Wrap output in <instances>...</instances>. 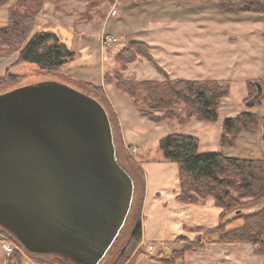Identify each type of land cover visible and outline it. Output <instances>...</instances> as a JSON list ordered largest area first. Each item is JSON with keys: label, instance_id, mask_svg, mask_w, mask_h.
Listing matches in <instances>:
<instances>
[{"label": "water", "instance_id": "1", "mask_svg": "<svg viewBox=\"0 0 264 264\" xmlns=\"http://www.w3.org/2000/svg\"><path fill=\"white\" fill-rule=\"evenodd\" d=\"M134 193L96 99L58 81L0 93V228L27 252L100 264Z\"/></svg>", "mask_w": 264, "mask_h": 264}, {"label": "crops", "instance_id": "2", "mask_svg": "<svg viewBox=\"0 0 264 264\" xmlns=\"http://www.w3.org/2000/svg\"><path fill=\"white\" fill-rule=\"evenodd\" d=\"M185 2H131L128 6L129 12L124 15L119 13L120 16L123 15L122 18L110 21L111 15L107 16L104 27L100 31H93L87 27L86 23L72 25L71 21H67L68 18L61 21L57 11L52 7V3L45 2L35 19L31 34L42 30L53 31L65 46L75 53L74 58L62 67L61 72L73 84L79 82L100 87L116 117L121 144L130 148L136 147V162L143 172L145 181L141 207L142 234L138 248L125 264H166L164 261L170 257V254L179 251L186 243H198L202 247L186 252L181 259H176L173 264H264V231L260 243L223 242L219 240L216 233H207L208 229L218 225L222 209L216 206L211 196L200 198L198 202H182L178 199L180 191L178 166L174 162L164 160L156 148L160 138L173 132L152 135L150 132L154 126H157L154 124L160 122H152L141 116L138 108L126 93L120 91L113 81L104 80L106 73L111 74L115 68L119 67L115 59L118 51H105L100 43L102 33H107L106 28L113 37H116L117 32L121 31L124 34V41H140L147 44L151 50L150 42L143 35L150 33L149 28L154 24L174 26L181 22H194L197 27L201 28L210 22H222L223 24L254 23L264 26V18L261 15L221 13L218 11L217 4L215 7L213 4H206L205 1H197L193 5H189L190 2ZM117 4L116 0L112 5L113 10L117 8ZM140 6L149 7L148 10L152 12H136L135 10ZM164 8L171 12L169 14L156 13L157 10ZM154 27L160 28V26ZM231 35L232 33L228 32L227 41H236L237 38H233ZM170 54L178 55L180 53L170 52ZM193 54L194 58L196 56L198 59L199 55L194 52ZM139 63L137 60L127 64L123 70L124 78H132L137 81L163 79L159 73L158 77L153 75V79H148L147 76L143 77V74L137 77L136 72L139 73L141 69L140 66H137ZM11 65L9 64L7 68ZM158 65L170 79L217 80L229 85L225 77L206 75L204 69H208L207 67H203V70L196 76H188L175 74L174 70H178V66L172 68V71L164 70V65ZM262 76L264 78V74ZM248 79L260 81L263 102L258 107L245 108L244 104L239 103L248 95L246 88ZM260 79L262 78L258 74L242 79L240 94H238L239 101L229 97L230 94L224 97L218 107L216 122L210 123L191 117L186 122L180 123L183 124V128L180 126L175 133L196 137L199 141V153H221L227 157L262 159L264 161V139L259 134L243 131L238 134L234 146H220L222 122L225 118L233 117L243 111L255 113L264 118V80ZM223 107L226 108V112L221 115L219 110H222ZM182 112V108H179L178 113ZM156 113L160 114L159 111ZM142 131L145 132L142 133ZM259 209H263L264 212V200L258 208L253 207L246 214ZM242 224L241 217L226 213V230L239 228ZM258 247L260 251L257 250Z\"/></svg>", "mask_w": 264, "mask_h": 264}, {"label": "trees", "instance_id": "3", "mask_svg": "<svg viewBox=\"0 0 264 264\" xmlns=\"http://www.w3.org/2000/svg\"><path fill=\"white\" fill-rule=\"evenodd\" d=\"M9 0H0V8ZM47 0H17L15 6L8 8V24L0 28V43L17 44L13 52H17L16 62L9 66L0 83L15 78L10 68L18 63H30L48 74L59 73L60 68L71 61L75 53L68 49L56 33L42 30L30 35L35 17ZM113 2V0H110ZM152 1V0H133ZM153 1H184V0H153ZM212 1L217 4L221 13H260L264 18V0H201ZM29 3L35 4L30 11H20L19 7ZM143 58L163 76L162 80H134L124 79L120 71L129 63ZM119 64L113 74H105V81H113L115 86L126 93L141 116L152 122H161L176 115V109L183 105V114L179 116L181 122L191 117L214 123L218 119V107L222 99L230 94V86L217 80H181L170 79L155 63L149 53L147 44L140 41H128L115 55ZM60 74V73H59ZM75 83V82H74ZM82 92L96 99L105 109L108 117H116L105 99L100 87L88 83H75ZM248 95L245 104L255 107L263 102V94L258 91L254 83H246ZM255 87V88H254ZM159 111L161 114L155 115ZM264 124L263 118L255 113L243 111L233 117H227L222 122L220 146L234 145L238 134L243 131L254 132ZM117 127V121H115ZM264 132V131H263ZM121 148L124 146L121 144ZM157 150L164 160L174 162L178 166L180 191L178 199L182 202H198L200 198L211 196L216 206L222 209L217 226L207 230L216 233L223 242H261L264 231V212L242 215L241 227L226 230V213L239 204L241 197H248L253 203L261 205L264 200V162L262 159H243L227 157L221 153H199V141L196 137L181 133H169L157 142ZM129 173L136 180L137 195L134 213L129 223L127 241L119 248L110 261L111 264H125L141 241V207L144 195V175L134 159L125 157ZM233 192L235 196L233 195ZM5 232V231H4ZM7 233V232H5ZM13 243L21 246L15 238L7 233ZM202 246L198 243H186L179 251L170 254L166 264H173L184 254ZM260 251V248H257ZM110 264V263H109Z\"/></svg>", "mask_w": 264, "mask_h": 264}, {"label": "rangeland", "instance_id": "4", "mask_svg": "<svg viewBox=\"0 0 264 264\" xmlns=\"http://www.w3.org/2000/svg\"><path fill=\"white\" fill-rule=\"evenodd\" d=\"M117 1L118 4L116 7L119 9L116 8L114 10L112 9V5L114 4V2H116V0H113V2L110 0H47L46 2L52 3V7H54V9L57 11L58 17L61 21L65 20V18H68L67 21H71L72 25L86 23L87 27L92 29L93 31H100L102 27H104L103 25L107 16L111 15L110 21L122 18L125 13L130 11V9H128V6L131 4V2H134L133 0ZM184 1L190 2L188 3L189 5H193L195 4V2L201 0ZM15 3L16 0H9L5 6L0 8V28L5 27L8 24V7L15 6ZM205 3L210 5L213 4L216 7V3L212 1H205ZM34 8L35 4L27 2V4L19 7L18 9H20V11L27 12L33 10ZM148 8L149 7L140 6L135 11L138 13H142L144 11L151 13L152 11L148 10ZM165 8L157 10L156 13L161 12L160 14H169V12L171 11L166 10ZM194 10L195 8L193 9V11ZM209 12L211 13L212 11ZM119 13L123 15L120 16ZM256 14L262 16V14L260 13H247L241 15L255 16ZM212 16L215 17L214 15ZM34 23L35 20L33 22L32 29L34 27ZM154 26H160V28L157 29ZM263 27L264 26L262 25L260 26L254 23L223 24L222 22H210L208 25L201 28L197 27L194 22H181L178 25L174 24V26L154 24L149 28L151 32L143 36L150 42L149 44L151 46V50L149 49V53L153 57L155 63L157 65H164V70H172V68L178 66V70H174L175 74L196 76V74L203 70V67H207L208 69H204L206 71V75L225 77V79L228 80L227 82H229L230 86L229 97H232L233 99L236 98V100L239 101L238 94H240V82H242V79H244L245 77L251 78L252 75L254 76L255 74H258L264 80L262 76V74H264ZM32 29L30 35L32 33ZM106 31L107 33L104 32L100 36V43L102 44V47L105 51L119 52V50L122 49L128 42L127 40L124 41V34L121 31H118L117 34L119 36L117 35L118 37H115L117 39V42L114 45H104L102 43V37L104 35L112 36L111 32L107 28ZM228 32L232 33L231 36L233 38H237L236 41H227L226 38L228 36ZM122 43L124 44V46ZM17 44L19 43H12L10 45L0 43V77L4 75V71L9 64H14V60L17 58L16 54L18 56V53L13 51L16 47H18ZM170 52H178L180 54L171 55ZM193 52L199 55V60L196 56L194 58ZM136 59L140 62L139 65L137 64V66L141 67L140 72H136L137 77L142 74L143 77L147 76L146 78L148 79H153V75L155 77H158V72L149 62L139 57H137ZM62 67L59 70L60 74H48L46 72L40 71L38 67L34 64H15L10 68V73L14 74L15 78L13 79L12 77V80L9 79V81H7L6 83H0V93L6 92L22 85L35 84L44 81L62 82L79 91H82V89L78 87L79 85L77 86L73 84V82L68 80L66 75L61 72ZM120 72L122 77L124 78L123 71ZM112 74L113 71L110 75ZM248 80L254 83V85L257 82L261 87L259 80ZM89 94L93 93L89 92ZM244 100L241 102L239 101V103L244 104L245 108H253L252 106L245 104ZM179 108H182L183 110L182 105H179L176 109L175 116L167 118L159 124H154L157 126H154L152 132L150 133L156 136L160 134H165L166 132H175L179 129L180 126L183 128V124L180 123L184 122L180 121L179 116L183 114L184 110L182 113H178ZM219 112L221 115H224V113L226 112V108L223 107L222 110H219ZM154 113L155 115H159L156 112ZM109 119L112 127V134L114 138L118 161L125 167V169L129 173L130 171L128 169V166L126 165L127 163L125 161V157H128L129 159L132 158L136 162V153L130 154L128 149L130 147L127 146L121 148L119 132L115 127L116 120L113 117H109ZM263 131L264 124L262 125L261 123L260 127L252 133L259 134L264 139ZM144 132L145 131H142V133ZM136 186L137 182L135 180V193L132 208L124 224V227L122 228L117 240L115 241L111 249L108 251L106 257L102 260L100 264H111L110 261L113 259V256L118 252L119 248L127 241L129 223L131 221V217L135 209L137 195ZM233 195L235 196L234 192ZM238 202L239 204L235 205L232 209L228 210V214H233L234 216L241 217V215H245L251 208H258L260 206L259 204L253 203L248 197H241ZM5 232L0 228V264H54V261L52 260L51 256L35 255L27 252L22 246H18L17 244L13 243V241ZM2 243H9V245L12 246L13 251L11 254H5V252L2 250Z\"/></svg>", "mask_w": 264, "mask_h": 264}, {"label": "built area", "instance_id": "5", "mask_svg": "<svg viewBox=\"0 0 264 264\" xmlns=\"http://www.w3.org/2000/svg\"><path fill=\"white\" fill-rule=\"evenodd\" d=\"M116 42H117V39L111 35H104L102 37V43L104 45H109V44L114 45ZM135 152H136V147H131L129 149L130 154H133ZM2 249L5 252V254H7V255L11 254L13 251V248H12V246L9 245V243H2Z\"/></svg>", "mask_w": 264, "mask_h": 264}, {"label": "flooded vegetation", "instance_id": "6", "mask_svg": "<svg viewBox=\"0 0 264 264\" xmlns=\"http://www.w3.org/2000/svg\"><path fill=\"white\" fill-rule=\"evenodd\" d=\"M51 257H52V260L54 261V264H73L64 258H60V257L55 256V255H51Z\"/></svg>", "mask_w": 264, "mask_h": 264}]
</instances>
